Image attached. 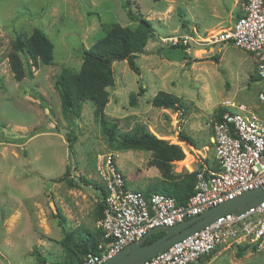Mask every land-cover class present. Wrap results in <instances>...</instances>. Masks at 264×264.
I'll list each match as a JSON object with an SVG mask.
<instances>
[{"label": "rangeland", "instance_id": "374dc122", "mask_svg": "<svg viewBox=\"0 0 264 264\" xmlns=\"http://www.w3.org/2000/svg\"><path fill=\"white\" fill-rule=\"evenodd\" d=\"M124 1L0 0V264H36L39 256L48 264L62 262L63 243L73 246L82 234L97 232L94 212L101 196L94 184L104 186L98 162L108 153L124 172L128 188L162 185L160 170L149 164L152 152L111 149L90 100L69 121L55 86L63 67L80 69L84 50L106 34L109 24L137 26ZM131 2L152 21L156 37L137 59L140 74L127 60L113 62L116 83L109 87L106 114L118 121L121 132L141 122L158 137L180 145L185 158L174 162L177 174L199 172L214 159L211 136L223 102L231 99L260 111L262 83L251 79L257 58L233 44L209 41L237 19L243 0ZM37 27L54 42V61L33 66V76L17 80L8 58L12 44ZM25 63L28 67L27 58ZM160 91L179 97L181 109L154 106ZM134 92L140 94L132 105ZM70 132L77 137L76 161L69 157ZM68 167V178L78 186L56 181ZM236 251L221 247L193 264H264V248H249L241 257Z\"/></svg>", "mask_w": 264, "mask_h": 264}, {"label": "built area", "instance_id": "2783aa9c", "mask_svg": "<svg viewBox=\"0 0 264 264\" xmlns=\"http://www.w3.org/2000/svg\"><path fill=\"white\" fill-rule=\"evenodd\" d=\"M243 13L210 43L233 44L254 54L262 82L258 98L264 104V0H243ZM186 40L185 42H187ZM214 124L216 168L204 166L197 175L195 193L185 204L168 194L130 189L113 153L98 162L106 188L107 207L98 226L104 240L98 253L76 264H101L126 245L139 241L157 226H172L264 184V114L231 99ZM250 245L264 248V201L236 214L227 213L141 264H193L218 248Z\"/></svg>", "mask_w": 264, "mask_h": 264}, {"label": "trees", "instance_id": "16d2710c", "mask_svg": "<svg viewBox=\"0 0 264 264\" xmlns=\"http://www.w3.org/2000/svg\"><path fill=\"white\" fill-rule=\"evenodd\" d=\"M131 0L124 1V8L131 20L137 23L135 28L123 26L118 22L109 24L106 34L98 39L90 48L84 50L83 62L78 71L68 67H63L57 76L55 86L61 97L62 112L69 121L79 117L83 111L84 103L90 100L94 104V115L102 134L108 140L111 149L128 150L139 149L152 152V159L149 164L156 166L162 177V185L150 187L145 190L149 196L153 192H161L173 196L179 204H185L195 193L198 171L177 174L174 170V162L185 158L182 147L168 140L158 137L148 127L139 122L131 131L121 132L119 123L111 120L106 114V107L110 101L109 87L115 86L116 75L113 58L127 60L130 68L140 74L141 69L137 64L139 55L148 52L147 45L150 40L156 37L155 27L152 21L141 12L135 11L131 5ZM242 12L238 14V17ZM237 17V18H238ZM189 45H184L186 48ZM55 44L49 35L40 27L34 29L28 37L18 36L13 44L8 58L11 71L17 80H22L27 76H33L34 67L38 68L40 63L52 64L54 61ZM28 59V67L25 63ZM34 66V67H33ZM252 80H260L257 70L256 76ZM140 93L131 94V104L135 105ZM152 104L160 108L181 109L182 101L179 97L160 91L152 100ZM224 108L219 107L215 122L220 120ZM214 122V124H215ZM184 138L191 140V137L182 133ZM77 137L73 132L67 135L69 157L76 161ZM70 167L56 181H66L70 186H78L72 179H69ZM86 185L91 184L87 178L81 177ZM100 190V200L96 205L94 216L98 221L104 216L107 207L106 188L99 184H94ZM62 225V223H61ZM163 232H158L150 236L147 242H151L160 237ZM76 244L71 246L63 243L66 248V257L62 262L51 264H76L82 261L90 253H98V245L104 240V232L99 227L97 232H87L82 234ZM236 255L243 256L250 245L236 246ZM256 249V247H253ZM36 264H48L43 257H37Z\"/></svg>", "mask_w": 264, "mask_h": 264}, {"label": "water", "instance_id": "95a60500", "mask_svg": "<svg viewBox=\"0 0 264 264\" xmlns=\"http://www.w3.org/2000/svg\"><path fill=\"white\" fill-rule=\"evenodd\" d=\"M117 58H113V64ZM264 201V184L213 206L201 214L172 226H157L149 230L139 241L132 242L101 264H141L158 253L168 249L179 240L195 233L227 213L240 214ZM163 234L151 242L148 238L155 233Z\"/></svg>", "mask_w": 264, "mask_h": 264}, {"label": "crops", "instance_id": "0c3cea01", "mask_svg": "<svg viewBox=\"0 0 264 264\" xmlns=\"http://www.w3.org/2000/svg\"><path fill=\"white\" fill-rule=\"evenodd\" d=\"M242 13H243V11H242ZM234 22V21H233ZM233 22H232V24H233ZM231 24V25H232ZM231 25H229L228 27H225V28H229ZM224 28V29H225ZM261 81V80H260ZM262 83V82H261ZM261 89H262V86H261ZM260 103V105H259V107H260V111H257V112H259V113H261V114H264V104L263 103H261V102H259ZM252 108V107H251ZM253 109V108H252ZM213 139H214V134L211 136V140H212V144L214 145V143H213ZM206 166H208V167H210V168H216L217 167V165H216V161H215V155H214V159H213V161H211V163H208V164H206ZM124 173V172H123ZM135 189H141V188H135ZM143 191H145V190H143ZM98 225V224H97ZM99 227V226H98ZM223 249H226V248H223ZM50 264V263H49Z\"/></svg>", "mask_w": 264, "mask_h": 264}]
</instances>
